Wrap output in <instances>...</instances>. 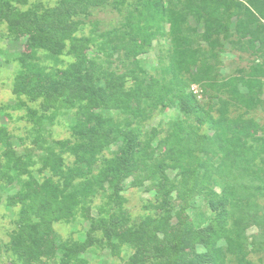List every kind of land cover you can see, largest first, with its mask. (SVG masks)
Masks as SVG:
<instances>
[{
    "label": "trees",
    "instance_id": "1",
    "mask_svg": "<svg viewBox=\"0 0 264 264\" xmlns=\"http://www.w3.org/2000/svg\"><path fill=\"white\" fill-rule=\"evenodd\" d=\"M107 11L119 18L102 30L90 17ZM2 26L11 40L27 38L13 59L15 104L8 107L22 108L20 97L40 101L25 109L31 144L51 151L33 170L31 154L15 155L12 134L0 126V181L20 186L6 201L18 209L11 239L18 259L85 264L90 236L43 241L54 223L78 215L89 232L100 230L112 254L130 250L124 264H251V255L264 254V0H60L50 8L0 0ZM153 41L162 44L150 74L140 57ZM225 44L252 57L226 78ZM61 56L73 61L57 68ZM46 57L52 67L42 64ZM56 104L74 110L70 135L60 140L50 132ZM159 108L179 117L162 137L153 128L139 140L138 125ZM63 156L72 158L71 173ZM129 178L127 189L148 182L155 194L156 211L139 223L125 208ZM196 198L205 210L192 217L186 211ZM251 227L257 231L248 235Z\"/></svg>",
    "mask_w": 264,
    "mask_h": 264
},
{
    "label": "rangeland",
    "instance_id": "2",
    "mask_svg": "<svg viewBox=\"0 0 264 264\" xmlns=\"http://www.w3.org/2000/svg\"><path fill=\"white\" fill-rule=\"evenodd\" d=\"M60 0H28V5L40 4L41 7L50 8L56 6V4ZM113 12H101L96 13L94 16L90 17L91 20L98 19L102 22L100 28L102 30L110 29L111 22L115 23L114 19H118ZM86 20V23L89 22V19ZM115 21V22H114ZM191 21V20H190ZM192 22V21H191ZM193 23V22H192ZM1 32L3 38L0 37V126H5L9 133L12 134L13 139H11V143L13 144V152L15 155L20 154H31L27 161H32L35 166L33 170L37 167H40L42 164V158L46 154V152H51L50 147L49 150L43 149L40 142L37 146H33L31 144V140L35 137L32 132V124L27 120L26 117V108L37 109L40 106V101L30 100L26 97H20L19 102H23L24 106L17 110L9 109L8 105L15 104V98L12 94L13 82L16 70L18 68L16 62L13 61L15 57H17L21 52L25 49L26 37L18 38L17 40H11L9 37H6L5 26H2ZM201 31V28L198 29ZM89 31V28L80 33L79 35H86ZM166 31V28H165ZM2 38V39H1ZM162 42L153 41L152 42V50L147 53L141 55V59L144 61L141 65L144 67L146 71H149L150 74H155L154 67L156 66L157 59V49H160ZM97 47H90L87 50L88 57H94L96 54ZM225 52L220 55V60L222 62L221 66V74L224 78L233 75L236 69L246 68L248 64H250L252 57H248L244 55H238L235 51H233L228 44L224 45ZM118 54V53H117ZM117 54H113V59H116ZM49 58H44L42 61L43 65L51 66L53 61H49ZM62 60L63 64L57 63V68H63L67 63L73 61L72 56H61L59 58ZM112 59V58H111ZM41 62H39L40 64ZM52 67V66H51ZM194 91H198V88L193 87ZM7 107V108H6ZM54 114L53 117V126L50 128L51 137L54 140H60L68 138L70 133L68 128L74 122L73 111L66 106L57 105L55 107H51ZM112 112V111H111ZM51 112L48 114L50 115ZM116 116V112L112 113ZM260 114L258 112L255 113V117L259 119ZM179 117V112L177 109L172 108L170 110H165L159 108L158 110L153 111L151 117L146 120L143 124L138 125L139 131L141 135H139V140L144 139V133L150 131L151 129L156 130V139L162 137L164 135L165 129L168 124L172 123ZM47 124V123H46ZM44 124V127L47 125ZM132 126L136 127V122L132 123ZM40 133L36 135L39 136ZM119 144H114L111 149L116 150ZM0 155V164H4V160H1ZM65 160V169L67 172H72V166L70 162L72 158L69 156H63ZM170 178H173L175 175V171L167 172ZM45 174H49L45 172ZM43 175V173H42ZM35 177L38 176L35 174ZM131 178L125 181V191L123 192V196L126 199L125 208L128 210L132 223H139L141 219L145 215L152 214L156 210H154V191L150 188L148 182L141 187L137 188H128L129 183L131 182ZM4 181H0V264H53L50 259L42 258V260L37 261V259L31 258H19L12 250V234L16 230L18 220V209L17 207L7 206L6 201L7 198H10L19 191L20 186L16 181H13L10 185H4L2 183ZM218 192V189L215 188ZM99 197L94 198L93 203L89 205L90 215H96V205L99 202ZM193 210H187L186 214L193 217L195 216V212L197 210L204 211L203 201L201 198H196L193 203ZM89 222L87 220L82 219L79 215L75 217L74 220H71L69 223H54L52 225V233H49L47 237L43 238V241L50 240L51 245H57L61 240H70V241H78L85 242L88 236L92 238L91 242L88 244L85 252L82 253L81 257L86 261L85 264H124L127 257L130 255V250L121 249L119 255L112 254L110 249L105 247V241L102 237V233L100 230L95 232H89ZM257 229L255 227H251L247 230V234L251 235L255 233ZM198 252H203V248L198 246ZM37 256V255H35ZM56 256H61V251H56ZM251 264H264V254H253L249 257Z\"/></svg>",
    "mask_w": 264,
    "mask_h": 264
}]
</instances>
